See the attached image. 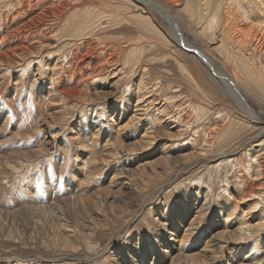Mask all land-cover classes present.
Wrapping results in <instances>:
<instances>
[{
  "label": "rangeland",
  "instance_id": "1",
  "mask_svg": "<svg viewBox=\"0 0 264 264\" xmlns=\"http://www.w3.org/2000/svg\"><path fill=\"white\" fill-rule=\"evenodd\" d=\"M41 1L0 0V55L13 52L0 56V264H237L245 248L263 261L264 228L238 243L233 230L255 201L252 223L264 224V84L240 74L249 115L195 52L235 71L224 20L242 7L234 29L250 30L264 0H157L192 49L156 12L142 9L140 25L133 0H63L73 7L61 16L17 29ZM55 201V218L22 209Z\"/></svg>",
  "mask_w": 264,
  "mask_h": 264
},
{
  "label": "bare ground",
  "instance_id": "2",
  "mask_svg": "<svg viewBox=\"0 0 264 264\" xmlns=\"http://www.w3.org/2000/svg\"><path fill=\"white\" fill-rule=\"evenodd\" d=\"M44 0H42L41 2V7L40 8V12L35 14V13H30V14H26V12H24V10H22L20 13H18V16L17 17H20L22 18L21 20L22 23L20 24V26L17 27V29H25L27 27H34L37 26V24L39 22L42 23V17H59V15L65 13V11H67L68 9H71L73 7V5H69L66 4V2L64 3L63 0H56L57 3H54L55 0H52L50 3L52 5H55V6H48V5H45ZM50 1V0H49ZM48 1V2H49ZM81 1V0H80ZM86 2H91L93 0H85ZM135 2V6H139L140 8V11L138 12V8H135V12H137V16L136 17H139L138 19V22L139 24H143L145 22H147V18H145L146 16H142V9H148L147 11L149 13H151L152 11L153 12H156L160 17H162L163 19L167 20L168 22V29L170 30L171 32V35L180 43L181 46H183L184 48L186 49H192V46L190 44H188L185 39H181V35H180V30L178 29V27H176V25L174 24V22L172 21V17H171V14H170V9L167 8L165 5H163L162 3H160L159 1L157 0H133ZM171 4H173V6H176L177 3H179V0H168ZM218 1V0H216ZM70 2V1H69ZM78 2V1H77ZM194 2V1H192ZM122 4L126 3L125 2H121ZM232 4V2H230ZM77 4V3H76ZM139 4V5H138ZM40 6V5H39ZM108 6V5H106ZM215 8L216 9H213V12H211L210 15H208V19H207V25H205V29L207 28V30L209 29V31H211L213 28L215 29V27H217L216 25L220 24L218 22H220L218 19V10L220 8V2L216 3L215 5ZM230 8V7H229ZM237 9V11H239L240 13L238 14H231L228 18H225V22L224 24L227 25L228 29L230 30L231 34H228V35H224V38L226 40V46H229L230 50H227L226 46H225V63L232 57H234V60H233V64L235 65V71H231L230 73H227V72H224V71H218L215 69V67L213 66V63L211 62V60L209 59V57L206 55V53H204L203 51H197L195 52V55L201 60L203 61L207 67L209 69H211L213 71V74L217 77V79L219 81H221L225 88L227 89L228 93H230V96L233 98V100L240 106L244 109V111L249 114V115H258L257 112H253L251 110V108L248 106L247 104V101L244 97V95L240 92L239 88H238V81L240 78V74H242L245 78H252V79H256L258 81H260L262 84H264V79L262 78L263 77V73H264V20L263 22L262 21H258L256 25H252L251 29L248 30L247 28L248 27H245L247 30L246 31H243L242 33H238V32H241V31H237V29H234V28H238L237 25H235L233 23V21H236L237 23L241 20H244V19H247V16H248V13L245 9H241L240 7H235ZM122 6L119 4L115 7L114 11H110L109 13V20L111 17L114 16L115 17H119L121 15V11H122ZM130 9V8H129ZM234 9V8H233ZM232 10H230V12L232 13ZM236 11V10H234ZM92 13V11H91ZM104 13V12H103ZM131 13V12H130ZM120 14V15H119ZM22 15V16H21ZM60 15V16H61ZM86 15V14H85ZM89 15V14H87ZM152 14H150V17H151ZM262 17L264 18V8H262ZM91 16V15H89ZM100 15H98L99 17ZM74 17V16H73ZM97 17V16H95ZM95 17H92V18H95ZM25 18V19H23ZM85 18V17H84ZM83 18V19H84ZM87 18V17H86ZM152 18V17H151ZM77 19V18H76ZM82 19V22H84ZM99 19V18H98ZM81 20V19H80ZM95 20V19H94ZM100 20V19H99ZM86 21V20H85ZM90 22L92 21V19L89 20ZM79 25H81L82 23L78 22ZM77 23V24H78ZM85 23V22H84ZM88 23V22H87ZM95 23V21H94ZM98 23V21H97ZM40 24V23H39ZM90 24V23H89ZM78 25V26H79ZM85 25V24H83ZM97 24H94V26H96ZM250 25V24H249ZM91 26V25H90ZM88 26V27H90ZM93 26V27H94ZM99 26V25H98ZM247 26V25H246ZM37 28V27H36ZM81 28H82V25H81ZM85 28V27H84ZM97 28V27H96ZM99 28V27H98ZM97 28V29H98ZM75 29V28H74ZM93 29V28H92ZM79 30V29H78ZM82 30V29H81ZM80 30V31H81ZM85 30V29H84ZM88 30V28H87ZM86 30V31H87ZM94 30V29H93ZM96 30V29H95ZM222 30H223V27H222ZM243 30V29H242ZM8 30H6L7 32ZM76 32H77V29H76ZM75 32V33H76ZM88 32V31H87ZM93 32V31H92ZM229 32V33H230ZM5 33V31H4ZM3 33V34H4ZM8 35L10 36L11 35V31L9 30L8 31ZM81 32L78 31V34L80 35ZM86 33V32H85ZM223 33H225L223 31ZM7 34V33H6ZM83 34V33H81ZM7 36V37H9ZM84 36V35H83ZM91 36V35H90ZM81 37V36H79ZM80 39V38H79ZM8 40V39H7ZM85 40V39H84ZM1 45V44H0ZM222 45L224 46V44L222 43ZM23 47H19L17 49H22ZM250 50L249 54H247V51ZM189 51V50H188ZM193 51V50H191ZM11 54H13L12 51H6L4 54L2 53L0 56L7 59L9 58V56H11ZM12 57V56H11ZM236 58H237V61H236ZM256 58L257 59H260L259 60V64L260 66L257 67L256 66ZM85 61V60H84ZM81 63V62H80ZM243 68L244 71L241 70V73L237 71L238 68ZM262 76V77H261ZM88 79V78H87ZM102 91V90H101ZM102 95V94H100ZM69 101V100H68ZM74 107V106H73ZM136 113V112H135ZM134 118V117H133ZM150 137V136H148ZM133 146V145H132ZM208 146L210 148V146H212V143H208ZM224 156V154H223ZM222 158V157H221ZM170 161V160H169ZM257 161V160H256ZM143 176V175H141ZM146 176V175H145ZM144 176V177H145ZM257 188V187H256ZM255 188V189H256ZM252 191V190H251ZM250 191V192H251ZM106 193V192H104ZM103 193V194H104ZM70 194V193H69ZM75 194V193H74ZM257 193H253V194H249L250 196L251 195H256ZM101 195V194H100ZM249 196V197H250ZM258 197H261L260 194H257ZM247 195H244V198H246ZM248 197V198H249ZM257 197V198H258ZM74 198V197H73ZM72 198V199H73ZM247 198V200H248ZM251 198V197H250ZM79 199V198H78ZM67 200V199H66ZM74 200V199H73ZM103 200V199H102ZM261 200V198H260ZM77 201V200H76ZM80 201V200H79ZM246 201V200H245ZM83 202V201H82ZM244 202V201H243ZM255 206L254 208L251 209V211H246L245 213H243L241 215V219L239 220L238 224L236 225L235 229L233 230L234 233L236 234V238H237V243L238 241L240 240H248L249 238H252V237H256L257 234H259V232L261 231L262 228H264V224L263 223H252L253 220H254V217L256 216V212H257V205L260 201H255ZM57 201L55 202H50L49 206L47 207H44V206H36V207H31V208H26L25 206L22 207V209H24L23 211H25V213L27 212V210L29 209V211L31 210L32 212H35V211H44V209L46 208L47 211L49 212V215L51 214V217L55 218L54 216V211H53V206L54 204H56ZM79 203V202H78ZM106 203V202H105ZM241 203V202H240ZM239 204V203H238ZM100 205V204H99ZM240 205V204H239ZM238 205H235V208L237 207ZM58 207V205H57ZM251 207V206H249ZM26 208V209H25ZM109 209V208H108ZM107 209V210H108ZM235 210V209H234ZM234 210L232 211H228V213L225 214V218H224V221L225 223H231L232 221V215L233 213L235 212ZM238 210V208H237ZM240 210V209H239ZM119 211V210H118ZM244 211V210H243ZM7 213L8 216H10V211H5ZM227 212V211H226ZM16 213V212H15ZM18 213V212H17ZM23 213V212H22ZM29 213V212H28ZM44 213V212H43ZM48 214V213H47ZM25 215V214H24ZM23 215V216H24ZM27 215V214H26ZM32 215V214H30ZM13 216V215H12ZM18 216V215H17ZM75 216V215H74ZM7 217V216H6ZM22 217V216H21ZM28 218V220L30 219V221H28V225L31 224V226L34 227V229H39L37 227H40L42 225V223H40L39 221H32V218L29 217L28 215L25 216ZM47 218V217H46ZM20 219V218H19ZM64 219V218H63ZM0 220H1V211H0ZM7 220V219H6ZM22 220V219H21ZM15 221V219H14ZM54 221V220H53ZM69 222V220H67ZM3 222V221H2ZM16 222V221H15ZM76 222V220H75ZM83 222V221H82ZM235 222V220H234ZM233 222V223H234ZM173 229H172V232L170 233V235H175L176 232L180 231L179 229V225L176 224V221H173ZM14 224V223H13ZM12 224V225H13ZM232 224V223H231ZM235 224V223H234ZM24 225V224H23ZM72 225V224H70ZM75 226V224H74ZM2 225H0V231L3 230V228L1 229ZM4 227V226H3ZM14 227V226H13ZM5 228V227H4ZM7 229V228H5ZM82 229V228H81ZM10 230V229H9ZM16 230V229H15ZM41 230V229H39ZM14 231V230H12ZM57 231V230H56ZM67 231V230H66ZM232 231V232H233ZM18 232V231H17ZM16 232V233H17ZM54 232V231H53ZM230 232V231H229ZM231 232V234H232ZM20 233V232H19ZM186 233V232H185ZM181 234V242H184L186 237H187V234ZM199 233V232H198ZM220 233V232H219ZM224 233V231H222V234ZM227 233V232H226ZM224 235V234H223ZM200 238H201V233L200 235H198ZM232 236V235H230ZM229 236V237H230ZM226 237V236H224ZM58 238V236H57ZM56 238V239H57ZM220 238V237H219ZM234 238V237H233ZM87 239H89V235H87ZM227 239V238H225ZM228 240V239H227ZM244 242V241H243ZM63 243V242H62ZM70 246V245H69ZM210 247V246H209ZM152 248V247H151ZM244 248V247H243ZM242 247H240L238 249V252L239 254H242V251L244 250ZM246 250H244L245 252V256L242 257V259L244 260V262H241L240 259L239 261H237V264H264V260L261 261V260H256L254 257H253V253L254 252H251V249H248V248H245ZM205 250V249H204ZM211 250V249H210ZM158 251V250H157ZM159 253L158 254V260L159 262H162V259L164 260L165 257L164 255L161 253V252H157ZM203 253V252H202ZM212 253V252H211ZM140 258L142 260V263H140V260H138V263L139 264H148L147 261L145 260L146 258L143 256V254H140ZM237 255V254H236ZM193 257H195L193 255ZM197 258V257H195ZM241 258V257H239ZM154 259V258H153ZM199 259V258H198ZM238 259V258H237ZM201 260V259H199ZM134 261V260H133ZM261 261V262H260ZM156 262V261H155ZM137 263V264H138ZM152 264V263H150Z\"/></svg>",
  "mask_w": 264,
  "mask_h": 264
}]
</instances>
